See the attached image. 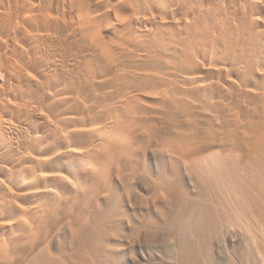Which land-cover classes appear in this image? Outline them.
Returning a JSON list of instances; mask_svg holds the SVG:
<instances>
[{
	"label": "bare ground",
	"instance_id": "6f19581e",
	"mask_svg": "<svg viewBox=\"0 0 264 264\" xmlns=\"http://www.w3.org/2000/svg\"><path fill=\"white\" fill-rule=\"evenodd\" d=\"M238 243L264 264V0H0V264Z\"/></svg>",
	"mask_w": 264,
	"mask_h": 264
},
{
	"label": "rangeland",
	"instance_id": "374dc122",
	"mask_svg": "<svg viewBox=\"0 0 264 264\" xmlns=\"http://www.w3.org/2000/svg\"><path fill=\"white\" fill-rule=\"evenodd\" d=\"M231 248H232V250H230L231 252H232V257L233 256H235V257H233V259H232V262H230L231 260H229L228 258H225L224 257V259L222 258V260H218L217 261V263H215V264H252V262L250 263V260H251V257H250V255H248V254H244L245 252H246V250H245V246H243V247H241V244H235V245H233V246H231ZM243 249V250H242ZM247 252H248V250H247ZM246 252V253H247ZM244 254V255H243ZM247 255V256H246ZM141 254L139 253V251L138 250H136L135 251V254H133V258H132V260H130V264H137L136 262H139L138 260H140L141 259ZM235 259H236V261H235ZM224 260V261H223ZM221 261H223V262H221ZM236 263H235V262ZM239 261V262H238ZM252 261V260H251ZM221 262V263H220ZM234 262V263H233Z\"/></svg>",
	"mask_w": 264,
	"mask_h": 264
}]
</instances>
